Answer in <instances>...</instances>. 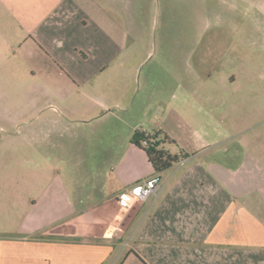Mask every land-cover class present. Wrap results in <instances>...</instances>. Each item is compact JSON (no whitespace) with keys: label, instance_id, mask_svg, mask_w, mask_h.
I'll use <instances>...</instances> for the list:
<instances>
[{"label":"crops","instance_id":"1","mask_svg":"<svg viewBox=\"0 0 264 264\" xmlns=\"http://www.w3.org/2000/svg\"><path fill=\"white\" fill-rule=\"evenodd\" d=\"M144 10L141 0H0V45L28 46L40 57L41 75L68 88L67 96L52 92L58 113L70 116L71 97L128 52ZM238 95L193 87L171 95L193 107L202 134L173 117L142 129L175 141L162 145L170 154L186 155L164 173L132 144L137 126L130 143L112 131L116 141L98 146L106 156L93 161L77 129L49 143L52 153L42 155L54 173L40 190L11 195L0 187V264H264V91L249 97L258 102L249 123L224 129L222 114ZM95 110L127 124L98 103L75 127L97 121ZM144 180H155L157 193L122 207L119 195Z\"/></svg>","mask_w":264,"mask_h":264},{"label":"rangeland","instance_id":"2","mask_svg":"<svg viewBox=\"0 0 264 264\" xmlns=\"http://www.w3.org/2000/svg\"><path fill=\"white\" fill-rule=\"evenodd\" d=\"M141 1L146 10L132 27L128 52L107 75L93 78L71 97L68 106L75 111L70 116L58 113L63 105L52 92L57 88L67 96L68 88L41 75L40 57L28 46L0 45V187H9L11 195H30L47 183L54 171L42 152L52 153L48 144L68 141L75 129L88 144L89 161L106 156L97 147L114 144L112 131H121L130 143V126L151 132L156 123L173 117L202 134L193 107L170 99L188 87L239 92L226 105L223 127L238 129L249 123L247 110L258 106L249 97L264 91V0ZM98 103L111 107L127 124L106 110H95L97 121L75 127ZM233 106L237 112L231 111Z\"/></svg>","mask_w":264,"mask_h":264},{"label":"trees","instance_id":"3","mask_svg":"<svg viewBox=\"0 0 264 264\" xmlns=\"http://www.w3.org/2000/svg\"><path fill=\"white\" fill-rule=\"evenodd\" d=\"M160 134L154 132L147 136L146 132L137 130L133 135L132 144L146 153L149 163L157 173H164L175 164L185 160L186 155L184 153L173 155L166 151L162 145L169 144L172 146L176 142L168 136L160 138Z\"/></svg>","mask_w":264,"mask_h":264},{"label":"built area","instance_id":"4","mask_svg":"<svg viewBox=\"0 0 264 264\" xmlns=\"http://www.w3.org/2000/svg\"><path fill=\"white\" fill-rule=\"evenodd\" d=\"M146 135L148 136L147 133ZM158 189L159 186L155 180H144L136 185L133 192L126 191L119 195V204L124 208L131 209L137 203L145 202L150 196L156 194Z\"/></svg>","mask_w":264,"mask_h":264}]
</instances>
